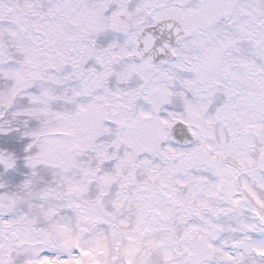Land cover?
Listing matches in <instances>:
<instances>
[{"label": "snow or ice", "instance_id": "snow-or-ice-1", "mask_svg": "<svg viewBox=\"0 0 264 264\" xmlns=\"http://www.w3.org/2000/svg\"><path fill=\"white\" fill-rule=\"evenodd\" d=\"M0 264H264V0H0Z\"/></svg>", "mask_w": 264, "mask_h": 264}]
</instances>
